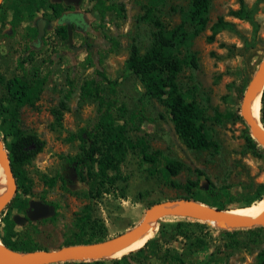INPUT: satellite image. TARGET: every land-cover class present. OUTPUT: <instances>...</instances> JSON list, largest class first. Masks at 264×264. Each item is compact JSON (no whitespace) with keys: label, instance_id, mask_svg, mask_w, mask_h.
<instances>
[{"label":"rangeland","instance_id":"374dc122","mask_svg":"<svg viewBox=\"0 0 264 264\" xmlns=\"http://www.w3.org/2000/svg\"><path fill=\"white\" fill-rule=\"evenodd\" d=\"M104 1L114 10L102 19L91 10L93 0L71 5L72 11L83 13L79 27L71 30V46L75 49L67 46L58 21L44 23L41 9L34 12L19 5V13L14 11L17 0L0 3V124L4 110L13 107L6 95L5 81L13 77H21L28 84L33 78L45 80L32 105L18 107V129L36 136L42 148L22 166L24 189L16 188L12 202L4 210L13 221L14 232L42 250L80 245L65 243L73 239L85 214L96 226L94 236L102 242L127 233L153 205L191 200L222 208L221 211L232 210L255 197L257 186L264 185V149L252 138L239 114L244 88L264 61V0H209L205 27L192 35L193 25L185 22L187 37L166 52L167 57L186 62L176 78L179 92L192 103L196 124L204 128L216 146L202 151L185 147L161 99L146 96L138 79L125 68L131 45L139 54L150 46L154 29L142 16L152 0ZM190 1L164 0L154 8V15L166 29H171L183 20ZM239 9L241 17L231 15ZM219 18L226 25L216 29L208 40L210 27ZM72 19L62 17L61 21ZM37 22L42 27L39 40ZM86 45L96 49L87 61ZM18 63L22 64L20 69ZM95 70L118 82L114 94H109ZM69 80L72 94L65 99ZM90 80L97 82L114 105H123L125 118L142 117L135 120L136 128L128 125V139L133 142L142 137L148 151L177 162L180 169L175 175L165 178L159 160L150 166L136 152L128 151L114 177L113 189L94 200L89 198L88 182L78 177H87L85 165L79 163L82 142L78 136L81 130H91L97 118L95 103L82 96L83 83ZM263 88L264 84L261 94ZM260 106L259 102V109ZM224 192L229 196H223ZM20 202L26 203L23 209ZM178 222H197L201 226L189 228L192 236L201 240V248L190 255L193 264L203 262L208 254H219L228 264H256L264 249V226L219 228L209 222L174 216L153 224L150 239L161 228L167 231ZM170 244L180 250V241ZM139 248L123 257L132 264H166L145 260L142 253H137Z\"/></svg>","mask_w":264,"mask_h":264},{"label":"trees","instance_id":"16d2710c","mask_svg":"<svg viewBox=\"0 0 264 264\" xmlns=\"http://www.w3.org/2000/svg\"><path fill=\"white\" fill-rule=\"evenodd\" d=\"M17 1L19 3L15 5L14 11L20 13L17 7L19 5L24 10L28 9L34 12H38L41 9V17L45 24L50 23L52 20L58 21L65 13L72 11V6L70 4L65 5L63 2L53 3L51 0ZM208 1L191 0L188 9L183 13V20L175 27L166 29L162 22L154 15V8L156 5L163 3L164 0H152L151 3H148L144 7L142 16V19L148 22L154 29L150 46L146 52L139 54L137 47L131 45L125 62L126 70L138 79L144 94L151 98L161 99L175 134L186 148L194 151L216 149V146L209 140L204 128L196 124L192 103L186 102L179 92L176 78L182 65L186 64V62L173 57H167L166 52L176 43L183 41L187 37L184 31L185 22L193 25L192 35L197 34L205 27L207 23L206 12ZM91 10L96 12L97 16L102 19L107 12L113 11L114 7L106 4L104 0H93ZM230 13L234 17H241L242 10L239 9ZM1 21L2 17L0 16ZM225 25L226 23L220 18L217 19L210 27L211 35L208 37V40L212 39L216 29L222 28ZM32 30L35 31L34 28ZM61 31L66 36L64 25H62ZM85 50L87 52V61L90 55L96 52V49L93 46L86 45ZM190 63H193V60L190 59ZM21 65V63H18L17 67L20 69ZM95 76L100 82L104 83L109 94L115 93L118 83L116 80H109L100 70H95ZM44 82L43 78H33L30 80V84H28L21 77H13L4 82L6 95L13 104V107L8 111L4 110L5 116L1 119L0 124V138L7 152L16 188L19 189H24L25 177L22 172V166L40 152L42 142L36 136L25 135L18 129V107L26 104L32 105ZM72 85V81L69 80L67 82V91L64 95L65 99H69L72 94ZM82 91L83 97L90 98L95 103L97 113V118L92 129L89 131L81 130L78 136L82 142L79 163L85 165L87 170L86 178L78 177L80 181L85 180L88 182L87 195H89L91 200L113 189L114 177L118 174L119 166L128 151L136 152L140 159L150 166L155 165L159 160L161 172L167 179L179 171L180 165L177 162L168 160L159 152L148 151L144 138L140 137L133 142L128 139L126 135L128 125L130 126L129 128H136L135 120H141V116L132 115L129 118H125L126 112L123 105H114L113 101L108 100L103 94V89L97 86L95 80L84 82ZM263 94L264 88L261 98H259L261 104L259 122L264 128ZM248 141H250L249 138ZM252 147H254L253 144ZM68 162L71 163V161ZM208 193L211 194L212 192L209 191ZM263 194L264 185L260 184L257 186L255 197L245 201L240 208L232 210L245 209L263 204ZM223 196L228 197L229 193L224 192ZM10 202L8 203L9 205ZM252 202L255 203L251 204ZM25 205L26 203L20 202L19 207L23 209ZM6 207L0 212V243L2 246L10 251L23 254L42 250L27 240H23L14 232L13 221L9 214L4 212ZM217 210L221 211L222 208H217ZM192 227L201 226L197 222H178L175 225H170L167 231H164L165 228H161L159 234L155 238L150 239L153 233L152 228L146 242L137 250V253H142L145 260H154L160 263L193 264L190 255L193 250L201 248L198 245L201 240L198 237L192 236L193 234L189 230ZM95 231V224L85 214V218L79 220L77 233L73 234V239L66 242L65 246L100 242L101 239L94 236ZM177 241H180L181 244L179 251L171 248L172 244H170ZM78 264L132 263L126 257H121L106 260L98 259L92 263ZM196 264L228 263L219 254H208L203 262H197ZM256 264H264V249L257 256Z\"/></svg>","mask_w":264,"mask_h":264},{"label":"water","instance_id":"95a60500","mask_svg":"<svg viewBox=\"0 0 264 264\" xmlns=\"http://www.w3.org/2000/svg\"><path fill=\"white\" fill-rule=\"evenodd\" d=\"M2 0H0L1 3ZM53 3L64 2L70 5L78 4L79 0H51ZM66 43L71 47V31L70 26L66 25ZM37 36L39 40L42 34L41 23L36 24ZM260 84H264V61L261 63L257 71L248 80L241 96L239 114L241 119L247 125L248 130L255 142L264 149V128L255 125L247 116V111L254 98V93ZM261 97V94H260ZM0 171L7 180L6 189L0 195V212L10 201L16 190V184L10 167L7 152L0 138ZM180 204L184 205L182 210L177 211L176 207ZM154 206H158L156 210H152ZM219 210L208 205L196 203L191 200H175L163 204L153 205L147 209L142 215L138 223L131 229L130 236L124 240L121 237L116 239L95 242L90 244H80L74 247H66L60 250H40L34 253L25 254L32 257L22 262H17L9 258L4 247L0 243V264H58L69 261H97L91 260L90 254H104L107 252H115L127 249L133 246L144 234L145 229L155 224L159 219L166 216H174L181 218H189L202 222H209L219 228H250L253 226H264V218L252 219H227L220 215Z\"/></svg>","mask_w":264,"mask_h":264},{"label":"bare ground","instance_id":"6f19581e","mask_svg":"<svg viewBox=\"0 0 264 264\" xmlns=\"http://www.w3.org/2000/svg\"><path fill=\"white\" fill-rule=\"evenodd\" d=\"M261 89H262V84H260L257 87V89L255 90L253 101L251 102V105L249 106V109L247 111L248 118L255 125H257L259 127H262L260 122H259V95L261 93ZM6 185H7V180H6L5 176L2 174V172L0 171V195L6 189ZM157 208H158V206H154L152 208V210H156ZM183 208H184V205L180 204L179 206L176 207V210L179 211V210H182ZM220 215L227 218V219H235V220L264 218V203L257 205V206L245 208V209L232 210V211H221ZM152 228H153V225L148 226L145 229V232L142 235V237L133 246H131L127 249H124V250L115 251V252H107L104 254L91 253L89 255L90 259L91 260H95V259L96 260H98V259H103V260L117 259V258H121V257L127 255L145 243V241L147 240L149 233L151 232ZM130 231L131 230H129L127 233L123 234L121 240L128 238L130 236ZM146 235H147V237H146ZM4 252L9 258H11L12 260L17 261V262H22V261L27 260L28 258L33 256V255L27 256L23 253L13 252V251H10L8 249H5Z\"/></svg>","mask_w":264,"mask_h":264},{"label":"flooded vegetation","instance_id":"af4514ba","mask_svg":"<svg viewBox=\"0 0 264 264\" xmlns=\"http://www.w3.org/2000/svg\"><path fill=\"white\" fill-rule=\"evenodd\" d=\"M68 16H72L73 19L69 22L61 21L62 17H68ZM62 17L59 18L58 23L61 25H64L65 28H66V25L68 24L70 26V31H71L74 28L79 27V24H81L82 19H83V13H81L80 11H70V12L65 13ZM70 48L75 49L72 46Z\"/></svg>","mask_w":264,"mask_h":264}]
</instances>
